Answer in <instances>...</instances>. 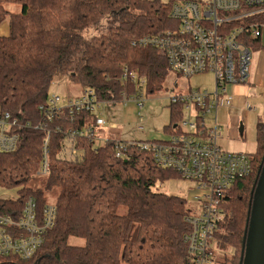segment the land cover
I'll use <instances>...</instances> for the list:
<instances>
[{
	"label": "trees",
	"instance_id": "trees-1",
	"mask_svg": "<svg viewBox=\"0 0 264 264\" xmlns=\"http://www.w3.org/2000/svg\"><path fill=\"white\" fill-rule=\"evenodd\" d=\"M10 6L19 11H9ZM168 12L169 4L157 0H0V24L8 18V35L0 37V107L19 123L37 124V107L57 75L92 88L98 101L119 103L122 94L134 92L119 82L122 65L145 76V92L154 94L167 75L165 59L131 43L175 28ZM254 22L264 23V13L233 21L227 29ZM89 29L101 33L83 42L82 33ZM240 40L252 51L263 48L259 38ZM173 115L179 118L174 109ZM88 120L80 114L70 125L79 128ZM256 132L252 172L224 197V219L214 237L225 254H217V264H239L252 187L264 156V124L259 120ZM63 134H50L49 175L41 182L34 175L43 131L23 129L15 151L0 153V187L16 189L18 196L16 201L0 200L1 215L17 219L31 197L40 218L46 195L57 192L54 223L43 244L31 259L14 264H190L185 198L153 191L157 183L177 176L156 167L149 153L135 147L120 159L113 143L92 150L83 138L76 145L83 153L79 162L58 160ZM70 239L83 245H71ZM5 262L10 263L0 258V264Z\"/></svg>",
	"mask_w": 264,
	"mask_h": 264
},
{
	"label": "built area",
	"instance_id": "built-area-1",
	"mask_svg": "<svg viewBox=\"0 0 264 264\" xmlns=\"http://www.w3.org/2000/svg\"><path fill=\"white\" fill-rule=\"evenodd\" d=\"M261 13H264V0H170L168 18L176 27L132 41L133 47L156 50L166 62L168 84H163L165 77L161 88L166 90L165 98L179 121L167 126L169 131L164 140H122L107 133L118 126L106 118L104 110L116 103L98 101L92 88L81 87L77 95L65 96L63 101L57 95L47 96L37 107L40 121L35 125L29 121L19 123L0 107V153L15 151L23 129L43 131L45 137L35 178L49 175L48 145L52 132L64 133L56 154V159L64 162L82 159V150L76 147L81 138L89 141L92 150L113 143L115 157L120 159L129 147L149 153L156 167L193 184L186 201L191 205L186 208L185 218L190 232L184 236L189 263L215 264L214 254H225L217 252L214 237L224 219V197L237 180L252 172L254 155L225 152L218 146L220 128L215 114L219 108L232 105L233 96L227 86L248 83L252 50L240 38L261 40L264 23L227 27L233 21ZM120 69L119 82L131 85L134 92L129 96L122 94L119 103H134L140 115L147 95V79L127 65ZM204 74L213 78L211 90L191 89L183 83ZM245 104L246 109H251ZM80 114H87L89 120L79 128L72 127L70 124ZM52 124L54 127L50 128ZM0 200L17 199L4 196ZM55 215L54 204L46 203L38 218L31 197L25 201L17 219L0 214V258L10 262L3 264L31 259L52 228Z\"/></svg>",
	"mask_w": 264,
	"mask_h": 264
},
{
	"label": "rangeland",
	"instance_id": "rangeland-1",
	"mask_svg": "<svg viewBox=\"0 0 264 264\" xmlns=\"http://www.w3.org/2000/svg\"><path fill=\"white\" fill-rule=\"evenodd\" d=\"M161 4H169L170 0H157ZM13 8V7H12ZM19 11V8H16ZM101 33L100 29H89L82 33L83 42H88V40L95 35ZM261 46L263 48L256 49L251 52V64L250 69L255 68L256 59L261 52H264V30L263 36L261 38ZM249 69V72L251 71ZM167 78L164 81V85L167 86ZM183 83L186 86H189L191 89H207L212 88L213 79L209 74H204L202 76L190 78L188 80H183ZM80 86L72 83L66 76L57 75L52 79L51 85L48 89V96L57 95L61 98V101L65 99V96L72 97L77 95L80 92ZM166 90L162 87L159 91L154 94L146 95V100L143 105V111L138 113L137 108L134 103H128L123 105L122 103H116L113 105H108L104 110L106 118L110 122H114L118 129L115 131H109L107 133L114 134L117 137H120L122 140H132V141H143V140H164L167 138V131L165 128L167 126H172L174 122H178L179 118L175 117L172 112V108L168 103ZM260 118L261 112L260 109L256 113V117ZM250 128L252 129L254 118L252 115L249 117ZM141 129V132L139 131ZM248 132V130H247ZM251 132V131H250ZM255 133V132H254ZM39 182L43 178H37ZM193 184L190 181L181 180L178 178H170L169 180L163 183H157L154 187V192L164 193L166 195L180 196L182 198H189L191 193V188ZM57 192L48 193L46 195L47 203L54 204L56 199ZM7 197L8 199H17V190L16 189H5L0 187V197ZM191 205L186 204V208H190ZM69 244L74 246L83 245V241L79 239H70ZM233 250V249H232ZM232 250H229L226 255L232 253ZM217 252H220L217 250ZM218 253L214 254L213 262L217 264Z\"/></svg>",
	"mask_w": 264,
	"mask_h": 264
},
{
	"label": "crops",
	"instance_id": "crops-1",
	"mask_svg": "<svg viewBox=\"0 0 264 264\" xmlns=\"http://www.w3.org/2000/svg\"><path fill=\"white\" fill-rule=\"evenodd\" d=\"M9 11L16 9L10 6ZM7 35L8 18L0 24V37ZM256 61L255 68L250 69L247 84L227 86L233 96L232 105L219 108L215 114L220 128L217 143L225 152L254 154L257 150L256 125L258 120L264 124V52L259 54ZM245 103H248L251 109H246ZM259 109L261 117L256 119L254 117ZM250 115L254 118L252 129L248 118Z\"/></svg>",
	"mask_w": 264,
	"mask_h": 264
},
{
	"label": "water",
	"instance_id": "water-1",
	"mask_svg": "<svg viewBox=\"0 0 264 264\" xmlns=\"http://www.w3.org/2000/svg\"><path fill=\"white\" fill-rule=\"evenodd\" d=\"M252 187L239 264H264V156Z\"/></svg>",
	"mask_w": 264,
	"mask_h": 264
}]
</instances>
